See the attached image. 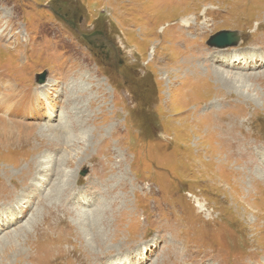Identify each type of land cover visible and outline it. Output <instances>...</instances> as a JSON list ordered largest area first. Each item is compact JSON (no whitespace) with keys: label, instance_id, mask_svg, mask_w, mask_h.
I'll list each match as a JSON object with an SVG mask.
<instances>
[{"label":"rangeland","instance_id":"1","mask_svg":"<svg viewBox=\"0 0 264 264\" xmlns=\"http://www.w3.org/2000/svg\"><path fill=\"white\" fill-rule=\"evenodd\" d=\"M50 7L102 26L118 55ZM222 31L239 40L212 45ZM10 86L0 117L24 133L0 146V238L27 228L0 240V264H55L38 236L52 215L81 236L104 216L130 238L93 264H264V0H0V92ZM218 121L241 137L228 150L213 149ZM33 157L52 171L24 187ZM63 170L65 199L46 196Z\"/></svg>","mask_w":264,"mask_h":264},{"label":"bare ground","instance_id":"2","mask_svg":"<svg viewBox=\"0 0 264 264\" xmlns=\"http://www.w3.org/2000/svg\"><path fill=\"white\" fill-rule=\"evenodd\" d=\"M181 21L184 23H188L187 22L188 20L183 19V18H181ZM231 33H233V32H231ZM233 34H236V33H233ZM239 37H240L241 42H242L241 36H239ZM238 40H239V38L237 39V41ZM237 41H236V43H237ZM230 47H232V46H222L223 49L230 48ZM214 60H216V59H214ZM10 88H11V91L8 90L7 92H2V93L0 92V102H2L0 105H3L5 103L6 104L11 103V101L13 100L12 97L15 94V91L12 89L11 86H10ZM196 88L199 89V87H196ZM0 90H1V88H0ZM6 107L7 108L3 110L4 113H8L9 111L14 112V110H13V109H15L14 106L7 105ZM10 107H13V108L10 109ZM3 117H0V146H4V145L13 143L14 138H20L21 134L24 133V131L22 130L23 129V126L21 125L22 123L20 124L18 122L12 121V120H6L7 118L5 117L6 118L5 119ZM222 123H221V121H218V122L214 123L216 125L212 124L213 127L211 130H208L209 131L208 133L212 136V138L215 137V141L213 143L214 144L213 149L228 150L230 144L232 142L239 141V139L241 137L239 135H236V133H233L230 130V129H232L231 126L226 125V127H225ZM237 127H238V125H237ZM42 128L43 127H40V128H38V130L42 131L43 130ZM44 129H48V130H52V131L56 130L55 127L53 128V127H50L47 125L45 126ZM42 139L46 140L45 137H42ZM52 140H56L58 143H61L59 140V137H54L53 139L48 141L47 144L53 145L54 142L52 143L51 142ZM244 140L247 141L248 139L246 137H244ZM229 141H232V142L229 144L228 143ZM255 144H259V143H255ZM37 158L38 157L32 158L31 162H32L33 167L31 166L32 169L26 170V173L24 174V176L20 180V185L25 187L28 180L33 177L32 175L36 172L37 168H45L47 170L52 171L51 170L52 167L50 169H48L49 166L48 167L43 166V164H45L44 160H41L39 158L37 159ZM249 164H251V163H249ZM219 169H220V166L218 165L217 170H219ZM64 177H65L64 183L61 184L62 181L59 180L56 183L52 184L53 187H52V189H50V191H47L46 196L49 195L50 193H52L53 188H55L56 190L61 192L62 197L65 199L63 194L65 193V191H67V189H64V186L68 185V181L71 178V174H67L64 171ZM262 178H264V177H262ZM47 180H48V176H47L45 181H47ZM72 180H74V179H72ZM76 187L77 186L75 185L74 190ZM77 191H78V189L76 188L75 195L74 196H73V194L71 195V200H77L78 199L80 190L78 191V193H77ZM2 196H5V195L2 193ZM67 196H68V194H67ZM69 197H70V195H69ZM85 200L88 201L87 198ZM198 205H199L198 207H200V208L205 207V205H203L199 202H198ZM63 212H64V210H63ZM83 214L86 216L89 215L88 211H85ZM113 214H114V212H113ZM13 215L15 216L14 213H13ZM13 215H11V218H13ZM119 216H120V214L118 215V217ZM117 221L121 223L120 220H117ZM62 222H64L62 217H59L56 215H52V216L48 217L46 219V222L43 224V229L40 231V233L38 235L40 240H41L40 245L42 246V253H43V254H41V258L44 260V262H48V263L55 262V264H93L92 262H89L91 257H92L91 260L92 259L99 260L100 257L103 256L104 254L115 253V252L119 251L124 245H126L128 239H130L129 237H125L124 235H122V231H119V229L116 231L114 229L112 234L110 233L112 237L108 236V235H110L108 233H109V230L111 228V226H110L111 224H110V221L108 222V220H106V218L104 216H100V218L98 220V223H100L101 226L98 227L99 230L97 231V233L95 235H92V234L90 235V233H89L90 231H89L88 233L84 232L83 236H81L80 232L78 231V228L72 227L70 225H66L64 228H62L60 226V223H62ZM106 222H107V225L105 226ZM86 225L89 226L88 223ZM92 225H94V224H92ZM25 228H27V227L25 225H23V226H19V228H17V229L21 230V229H25ZM88 228L89 227H86L87 230H88ZM17 229L5 234L4 236H2L0 238V240H3V241L10 240L11 237L15 236L14 234L16 233ZM74 229H75V232H74ZM87 230H85V231H87ZM80 237H81V242L79 244L81 245V249L83 251L85 250L86 254L83 251L80 252L81 249L77 245V241L80 240ZM122 237H125V238H122ZM61 243H66L70 247H68L67 249H63L64 247L63 248L61 247ZM31 252H33V251H31ZM21 255L23 257L32 258V255H28V256L25 255L24 251L21 253ZM36 260H39V259L36 258Z\"/></svg>","mask_w":264,"mask_h":264},{"label":"flooded vegetation","instance_id":"3","mask_svg":"<svg viewBox=\"0 0 264 264\" xmlns=\"http://www.w3.org/2000/svg\"><path fill=\"white\" fill-rule=\"evenodd\" d=\"M51 8V7H50ZM51 10L59 16L66 24L70 25L71 28L74 30V32L80 36L81 38L85 39L93 49L95 50H100L101 55L106 58L107 60L109 58H114L116 57L117 54V49L116 46L114 45L113 41L105 34V30L102 26H97L94 28L92 31H82L78 28V23L76 22V18L69 17L68 15L64 13H60L58 10L55 8H51ZM80 21V19H79ZM81 22V21H80ZM107 44L111 51L113 52V56H110V54H107L105 52L104 45ZM119 60H117L118 62Z\"/></svg>","mask_w":264,"mask_h":264},{"label":"water","instance_id":"4","mask_svg":"<svg viewBox=\"0 0 264 264\" xmlns=\"http://www.w3.org/2000/svg\"><path fill=\"white\" fill-rule=\"evenodd\" d=\"M212 45L215 44L216 47L222 48V46H233L236 44V35L231 32L222 31L216 34L212 39ZM46 72L43 71L38 73L36 76V82L38 84H43L45 81Z\"/></svg>","mask_w":264,"mask_h":264}]
</instances>
